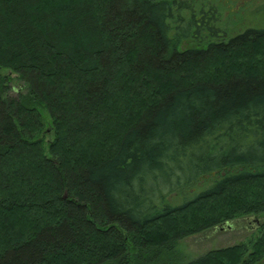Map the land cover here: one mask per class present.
I'll use <instances>...</instances> for the list:
<instances>
[{"label":"trees","instance_id":"trees-1","mask_svg":"<svg viewBox=\"0 0 264 264\" xmlns=\"http://www.w3.org/2000/svg\"><path fill=\"white\" fill-rule=\"evenodd\" d=\"M193 8L0 0V264L262 260L264 235L196 258L179 248L189 235L264 213V29L180 51L174 40L219 35L216 12ZM183 10L192 21L178 28ZM226 60L234 69H223ZM13 74L24 85L16 95ZM175 192L185 200L166 204ZM192 209L198 215L177 224Z\"/></svg>","mask_w":264,"mask_h":264},{"label":"rangeland","instance_id":"rangeland-1","mask_svg":"<svg viewBox=\"0 0 264 264\" xmlns=\"http://www.w3.org/2000/svg\"><path fill=\"white\" fill-rule=\"evenodd\" d=\"M186 1L191 2L193 4L194 8L192 11L194 12V14L190 10H183L182 12L179 11L177 12L176 16L182 15L183 18L186 19L185 22L182 21L177 22L176 19L177 17H176L172 21V24L174 26L177 25L178 28H183L184 25L187 26L189 25L190 21H192L191 20L192 14L194 16H198L202 11H206L207 16H209L210 18L211 12L215 11L218 17L212 21H215L214 23L215 26L218 28L217 32L219 33V35L211 36L210 32L203 31L196 38L190 36L180 41L174 40L177 45L174 48L179 49L180 51L188 48L204 47L209 41L212 42L227 41L231 37H234L238 34L245 32L247 29H252V28L264 29V0H186ZM195 28L197 29V27ZM195 28L194 26L192 27V33H196ZM226 61L228 62L221 65L223 69H227V70L228 68L234 69L235 64L231 63L230 60H226ZM260 63H263V61ZM220 68L221 67L219 68L214 67L210 69L204 76L206 77L213 76V74H216V72L220 70ZM12 77L14 79L12 81L13 93L14 95H16L24 90V85L20 80L17 79L15 74H13ZM50 127L51 125L49 124L47 127L49 131L45 136L47 137L48 142L53 143L55 140V134L50 130ZM99 130H101V128ZM105 132L106 133L110 132L113 133L114 135L116 130L108 128L105 129ZM83 141L84 142L81 144L85 145L86 143L85 139ZM48 144L49 143L41 146L42 154L44 153L43 156H45V154L47 155L50 154V148ZM77 148L78 150H81L82 147L78 146ZM38 152L39 151H37V154H39L40 156V152L39 153ZM215 175L216 172H213L211 176L206 175L204 178L199 180L197 184H200L201 188L205 189L211 185L213 181V177ZM248 189L259 190L260 187L259 188L249 187ZM248 189L243 188L241 192L245 193V191H249ZM189 192H192V190H189ZM189 195L187 194V196ZM183 200H185V197L182 193L179 192L171 193L165 197V203L166 204L168 203L172 206L181 204ZM161 206H163V204H160V207ZM192 211L194 212V214L191 215L189 214L188 216L181 218L183 220L180 219V221H178L177 224H179L180 226L187 225L184 223H187L194 216H197L199 212V211H194V209H192ZM18 216H9V217L12 218L13 220H18L17 219ZM37 216H39L41 219L44 218L46 215L41 211L40 213L39 212L37 213ZM253 216H257L259 218L260 226H258L257 223L254 222L252 218ZM45 219L47 218L45 217ZM29 221H23L22 226L23 227L27 226ZM22 226H20L18 229L22 230L21 228ZM18 235H22V234L15 235L13 233L12 237L15 238ZM261 235H264V213H259V214L251 213L246 216L227 220L226 222L219 223V225H214L211 228L189 235L180 241L179 248L181 249V252L188 259L196 258L211 250L231 247L237 244H241L243 242H247L252 238L257 239ZM257 264H264V257Z\"/></svg>","mask_w":264,"mask_h":264},{"label":"water","instance_id":"water-1","mask_svg":"<svg viewBox=\"0 0 264 264\" xmlns=\"http://www.w3.org/2000/svg\"><path fill=\"white\" fill-rule=\"evenodd\" d=\"M253 219L255 222H258V220H259L257 216H254Z\"/></svg>","mask_w":264,"mask_h":264},{"label":"flooded vegetation","instance_id":"flooded-vegetation-1","mask_svg":"<svg viewBox=\"0 0 264 264\" xmlns=\"http://www.w3.org/2000/svg\"><path fill=\"white\" fill-rule=\"evenodd\" d=\"M259 219V218H258ZM254 220V219H253ZM255 222V221H254ZM255 223H257V225L258 226H260V221L258 220V222H255Z\"/></svg>","mask_w":264,"mask_h":264},{"label":"bare ground","instance_id":"bare-ground-1","mask_svg":"<svg viewBox=\"0 0 264 264\" xmlns=\"http://www.w3.org/2000/svg\"><path fill=\"white\" fill-rule=\"evenodd\" d=\"M253 217H254V216H253ZM253 217H252V218H253Z\"/></svg>","mask_w":264,"mask_h":264}]
</instances>
